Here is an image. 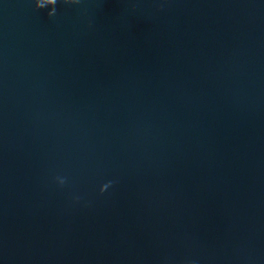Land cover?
<instances>
[{"label":"water","instance_id":"water-1","mask_svg":"<svg viewBox=\"0 0 264 264\" xmlns=\"http://www.w3.org/2000/svg\"><path fill=\"white\" fill-rule=\"evenodd\" d=\"M0 264H264V0H0Z\"/></svg>","mask_w":264,"mask_h":264}]
</instances>
